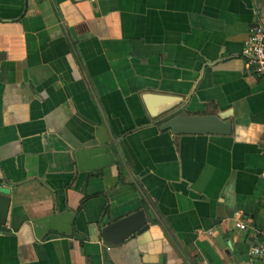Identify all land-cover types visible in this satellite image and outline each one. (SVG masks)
Wrapping results in <instances>:
<instances>
[{"label": "crops", "instance_id": "1", "mask_svg": "<svg viewBox=\"0 0 264 264\" xmlns=\"http://www.w3.org/2000/svg\"><path fill=\"white\" fill-rule=\"evenodd\" d=\"M263 17L264 0H0V264H264V78L242 54ZM171 112L231 130L174 133ZM138 209L145 229L103 241Z\"/></svg>", "mask_w": 264, "mask_h": 264}, {"label": "water", "instance_id": "2", "mask_svg": "<svg viewBox=\"0 0 264 264\" xmlns=\"http://www.w3.org/2000/svg\"><path fill=\"white\" fill-rule=\"evenodd\" d=\"M167 113L160 127L171 129L174 133L180 132H221L231 130L229 119L216 114H182ZM9 196L0 191V223L6 218L9 205ZM148 226L144 211L138 209L115 221L103 225L100 235L105 243H118L133 232H139Z\"/></svg>", "mask_w": 264, "mask_h": 264}, {"label": "built area", "instance_id": "3", "mask_svg": "<svg viewBox=\"0 0 264 264\" xmlns=\"http://www.w3.org/2000/svg\"><path fill=\"white\" fill-rule=\"evenodd\" d=\"M242 54L253 70L264 78V17L253 27L248 38L244 41ZM240 214L239 210L234 213L235 225L240 229H246L247 223L241 219ZM257 232L264 235V226ZM249 252L264 262V242L251 243Z\"/></svg>", "mask_w": 264, "mask_h": 264}]
</instances>
